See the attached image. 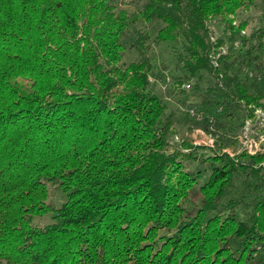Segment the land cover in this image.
<instances>
[{
	"label": "trees",
	"instance_id": "16d2710c",
	"mask_svg": "<svg viewBox=\"0 0 264 264\" xmlns=\"http://www.w3.org/2000/svg\"><path fill=\"white\" fill-rule=\"evenodd\" d=\"M162 42L212 145L170 143ZM256 108L264 0H0V264H264V150L239 148Z\"/></svg>",
	"mask_w": 264,
	"mask_h": 264
},
{
	"label": "rangeland",
	"instance_id": "374dc122",
	"mask_svg": "<svg viewBox=\"0 0 264 264\" xmlns=\"http://www.w3.org/2000/svg\"><path fill=\"white\" fill-rule=\"evenodd\" d=\"M261 8L260 6H253L250 9L240 10L239 16L236 22L240 19L247 21L246 32L248 33L252 28L259 26L261 22L260 18ZM160 24H156L155 28H157ZM211 27L214 35H218L221 32L222 22L220 18H214L211 21ZM156 29L153 30L155 32ZM245 32V30H244ZM128 45V43H127ZM223 48L224 46H220ZM223 50V49H222ZM154 53L156 54V58L162 61L165 64H168V68L165 71L167 78L166 82H162V90H163V98L168 105V109H174L176 112V122L174 127L176 128L177 133L170 138V143L174 147L175 145H180V141L184 138L189 140H198L202 143H209V136L206 132H202L197 130L198 127L194 126L192 120L188 118L187 106L181 102V98L184 96V92H178L177 87V79L179 75L183 72L181 71V67L177 64L176 53L174 52L173 47L165 42L160 44H154ZM137 55V52L134 49L128 48L125 54V60L129 61L133 59ZM211 78H207V82H210ZM190 82L189 80H183L181 83V88L185 87L189 89L185 84ZM193 82V80L191 81ZM190 82V83H191ZM178 92V93H177ZM194 126V127H193ZM241 145V144H240ZM239 145V148H240ZM52 204L57 207L64 200V195L60 192L50 191V197ZM53 210L47 212L43 215H35L34 222L37 224H45L51 222L53 220Z\"/></svg>",
	"mask_w": 264,
	"mask_h": 264
},
{
	"label": "built area",
	"instance_id": "2783aa9c",
	"mask_svg": "<svg viewBox=\"0 0 264 264\" xmlns=\"http://www.w3.org/2000/svg\"><path fill=\"white\" fill-rule=\"evenodd\" d=\"M222 49H223V51L225 50L224 47ZM185 85L187 87H191L190 82L186 83ZM190 112H191V115L195 116L197 119L202 117V113L198 112L194 109H191ZM255 113L258 117L257 127L254 128L251 118H248L245 121V124L243 126L241 133L239 134V140H240V144H241L240 148L246 149L250 153H256V152L264 150V110L262 108H256ZM197 130L202 131V132H206L201 127H198ZM209 140H210V142L206 143V144L212 145L214 143V137L209 136ZM194 142L197 144L202 143L198 140H194ZM225 149H227L231 154H233L231 149H229V148H225Z\"/></svg>",
	"mask_w": 264,
	"mask_h": 264
}]
</instances>
